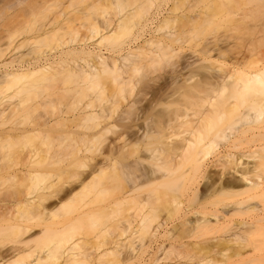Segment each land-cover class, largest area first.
Listing matches in <instances>:
<instances>
[{"label": "bare ground", "instance_id": "1", "mask_svg": "<svg viewBox=\"0 0 264 264\" xmlns=\"http://www.w3.org/2000/svg\"><path fill=\"white\" fill-rule=\"evenodd\" d=\"M180 2L157 0L149 16L140 22L139 34L165 20L164 13ZM219 3L215 7L223 9ZM91 28L93 35L69 37L49 50H39L30 59H19L18 67L6 71L4 83H22L17 101L0 106V119L27 109L32 91L58 88L63 63L76 57L82 63L73 72H79L83 79L97 73L91 58L101 64L98 71L111 72L115 61L103 50H115L116 34L114 30L103 34L96 27ZM49 36L42 41H48ZM167 38L173 40L174 36ZM169 39L144 41L164 47L161 50H180L172 45L175 38L170 40L172 43ZM223 44L216 39L206 40L203 59L225 53ZM59 45L62 46L56 49ZM4 53L5 48L0 46V57ZM192 58L190 54L183 58L180 73L193 63ZM9 62L1 59L0 65ZM226 93L247 101L252 113H241L242 123L234 129L215 125L213 138L205 141L202 131L211 122L213 103L217 96ZM45 94L34 107L53 104L51 94ZM262 94L264 70L236 69L232 74L222 71L211 94L200 95L194 85L188 86L185 99L207 102V106L196 118L178 111L169 116L167 124L183 127L176 142L163 127L151 131L145 126V109L136 100L125 108L116 105L118 128L110 139L104 135L109 127L85 131L86 120L99 116V112L86 107L71 116L59 111L19 125L0 123V239L10 237L0 242V264H25V258L38 246L45 247L44 252L28 264L59 259L65 264H86L90 253L80 248L79 239L74 236L81 230L88 232L95 222L93 212L86 211L88 206L107 199L118 215L119 239L99 252L92 264H264V103L259 99ZM215 116L219 120L223 117L220 111ZM69 119L75 121L65 136L51 135ZM151 132L159 137L162 165L160 169L156 164L139 169L142 146L138 139ZM68 137L72 138L71 143L67 142L71 141ZM93 141L104 142L107 152L112 150L114 155L106 153L92 159L89 151ZM70 156L75 161H70ZM54 167H60V172L55 174ZM106 172L115 178V186H93L95 176ZM147 184H160L163 190L155 187L150 193L140 192ZM10 188L16 190L9 192ZM69 215L73 218L58 228V219ZM128 231L137 233L140 243L133 245L122 240Z\"/></svg>", "mask_w": 264, "mask_h": 264}, {"label": "rangeland", "instance_id": "2", "mask_svg": "<svg viewBox=\"0 0 264 264\" xmlns=\"http://www.w3.org/2000/svg\"><path fill=\"white\" fill-rule=\"evenodd\" d=\"M156 2L157 0H0V46L5 48L0 63L1 59L10 61L7 65H0V106L7 107L19 98L18 89L22 81L3 82V74L18 67L19 59H30L39 50H49L50 47L67 41L69 37H89L93 35L91 27H96L103 34L114 30L117 41L113 45L118 47V43L121 44L120 49L116 47L108 52L103 50L105 55H112L110 59L115 61L111 72L98 71L101 64L91 58L90 63L95 65L97 73L83 79L79 72H73L75 66L82 63L79 57L69 60L63 63V70L58 74V88L47 92L32 91L31 98L26 102L27 109L2 117L1 125L28 123L39 115L59 111L71 116L86 107L99 112V116L86 120L88 126L85 131L109 127L104 135L110 139L118 128L116 105L120 104L125 108L129 102L136 100L137 105L145 109V126L151 131L163 127L165 133L171 135L172 141L176 142L183 127L167 124L169 116L178 111L188 118H196L207 106V102L185 99L183 95L188 86L194 85L200 95L211 94L217 75L222 71L232 74L236 69L245 72L264 70V0H179L180 3L170 12L164 13L167 15L165 20L162 19L150 31L141 35L139 24L149 16ZM219 2L223 4V9L215 7ZM193 18L195 20L191 21ZM55 33L57 36H53ZM100 33L94 38L97 39ZM49 34L48 41H42ZM169 35L174 36L176 41L172 39L176 43L171 42V37L167 38ZM148 38H154V41L160 39L161 42L162 39H169L180 50H171V47L161 50L164 47L159 49L154 43H146L144 40ZM210 39L225 42L223 45L226 51L207 60L203 59V45ZM187 54L193 56V63L180 73L183 58ZM110 59L108 61L112 64ZM45 93L51 94L53 104L34 107L47 95ZM259 99L264 103V94ZM247 104V101L228 93L217 96L209 119L211 122L202 131L205 141L213 138L215 125L237 128L242 123L240 114L252 113ZM218 111L223 116L220 120L215 116ZM107 113L110 117L106 116ZM74 121L69 119L64 125H58L51 135L65 136L66 130ZM158 139L154 132L139 137L138 142L142 146L139 169L154 164L161 168L163 153L159 150ZM67 140H71L67 141L69 143L73 141L71 137ZM103 143L93 141V147L89 151L92 159L96 160L106 153L110 157L114 155L112 150L107 152ZM236 155L241 153L236 152ZM69 160L75 161V158L70 156ZM52 171L59 173L60 167H54ZM177 175L178 172L175 171L174 177ZM92 183L98 188H110L115 186V178L106 172L97 174ZM155 187L163 190L160 184H147L141 187L140 192L150 193ZM15 190L8 189L9 192ZM32 190L35 191L34 188ZM113 208V204L107 199L96 201L86 209L87 212H93L95 222L91 223L88 232L81 230L74 236L79 239L80 248L90 253L91 259L86 264H92L99 252L110 248L119 239L118 215L112 211ZM71 218L70 215L60 217L57 227L61 228ZM129 232L131 231L122 235L121 239L133 245L140 243L141 237ZM9 238H2L0 242H6ZM44 250L45 247H36L33 254L25 258V264L37 254L42 255ZM65 263L59 259L45 264Z\"/></svg>", "mask_w": 264, "mask_h": 264}]
</instances>
